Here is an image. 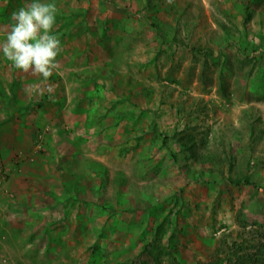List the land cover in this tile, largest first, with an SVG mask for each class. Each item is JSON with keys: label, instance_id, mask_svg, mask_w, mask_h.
Masks as SVG:
<instances>
[{"label": "rangeland", "instance_id": "1", "mask_svg": "<svg viewBox=\"0 0 264 264\" xmlns=\"http://www.w3.org/2000/svg\"><path fill=\"white\" fill-rule=\"evenodd\" d=\"M46 2L55 100L0 53V264H211L264 226V0Z\"/></svg>", "mask_w": 264, "mask_h": 264}, {"label": "clouds", "instance_id": "2", "mask_svg": "<svg viewBox=\"0 0 264 264\" xmlns=\"http://www.w3.org/2000/svg\"><path fill=\"white\" fill-rule=\"evenodd\" d=\"M167 4L173 0H165ZM58 8L46 0H31L11 13L0 42V53L11 66L27 77L39 78L28 85L33 97L48 95L55 100L56 85L49 80L61 68L57 59L63 51L61 41L54 34Z\"/></svg>", "mask_w": 264, "mask_h": 264}, {"label": "trees", "instance_id": "3", "mask_svg": "<svg viewBox=\"0 0 264 264\" xmlns=\"http://www.w3.org/2000/svg\"><path fill=\"white\" fill-rule=\"evenodd\" d=\"M8 9L7 4L0 8L1 17ZM240 226L242 229L236 239L220 238L214 247L211 264H264V226L246 223Z\"/></svg>", "mask_w": 264, "mask_h": 264}]
</instances>
